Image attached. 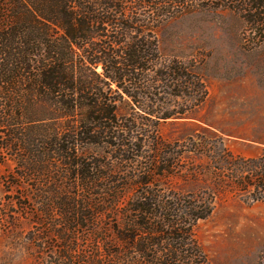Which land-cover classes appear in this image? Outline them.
Here are the masks:
<instances>
[{
	"label": "rangeland",
	"instance_id": "obj_1",
	"mask_svg": "<svg viewBox=\"0 0 264 264\" xmlns=\"http://www.w3.org/2000/svg\"><path fill=\"white\" fill-rule=\"evenodd\" d=\"M150 6L134 10L130 35L153 40L156 59L132 76L133 98L119 100L115 84L102 82L104 96L115 100L116 126L104 143L78 146L73 170H50V199L76 183L74 195L89 190L92 208L107 209L102 223L140 188L194 211L209 204L192 226L205 264H256L264 252V10L258 16L248 0ZM80 165L78 183L72 175ZM19 173L1 154L0 264H50L60 250L39 213L38 194L48 186ZM113 192L123 199L109 211ZM51 219L60 224L57 214ZM77 244L76 254H88V243Z\"/></svg>",
	"mask_w": 264,
	"mask_h": 264
},
{
	"label": "trees",
	"instance_id": "obj_2",
	"mask_svg": "<svg viewBox=\"0 0 264 264\" xmlns=\"http://www.w3.org/2000/svg\"><path fill=\"white\" fill-rule=\"evenodd\" d=\"M150 1L0 0V155L18 163L20 177L48 186L38 194L39 213L60 250L50 264H205L192 226L207 217L209 204L194 211L140 188L118 217L102 223L107 209L92 208L89 190L74 195L76 183L50 199V170H73L78 146L104 143L116 126L115 100L104 96L102 82L115 84L119 100L133 98L132 76L156 59L153 40L130 35L134 10L151 5L156 12L175 0ZM250 1L261 16L264 0ZM84 177L80 165L73 181ZM109 198L114 211L123 195ZM56 214L60 224L51 219ZM78 240L88 243V254H76ZM256 264H264V252Z\"/></svg>",
	"mask_w": 264,
	"mask_h": 264
}]
</instances>
